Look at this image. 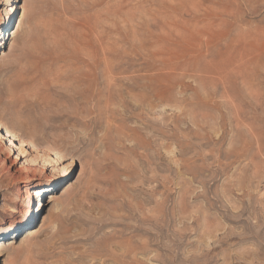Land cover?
I'll use <instances>...</instances> for the list:
<instances>
[{"label":"rangeland","instance_id":"obj_1","mask_svg":"<svg viewBox=\"0 0 264 264\" xmlns=\"http://www.w3.org/2000/svg\"><path fill=\"white\" fill-rule=\"evenodd\" d=\"M0 125V264H264V0H0Z\"/></svg>","mask_w":264,"mask_h":264},{"label":"bare ground","instance_id":"obj_2","mask_svg":"<svg viewBox=\"0 0 264 264\" xmlns=\"http://www.w3.org/2000/svg\"><path fill=\"white\" fill-rule=\"evenodd\" d=\"M12 8V7H11ZM11 8L10 7H8V8H5L6 9V11H7V13H9V11L11 10ZM87 55V54H86ZM27 91V90H26ZM7 129V128H6ZM6 134V137L5 138H15L16 136H15V133L13 132V131H11V130H6V132H5V129L3 128V126L2 125H0V140H3V134ZM4 151H8V145L6 144V146H4ZM21 190V188H19V191ZM39 193H40V189H37V190H34V191H29L28 192V195H29V197L30 198H33L34 196H38L39 195ZM13 197H9V198H6V200H5V204H4V206H5V208H10V209H12V207L10 206V204H9V202L10 201H12L13 199H15L14 198V195H12ZM115 235V234H114Z\"/></svg>","mask_w":264,"mask_h":264}]
</instances>
